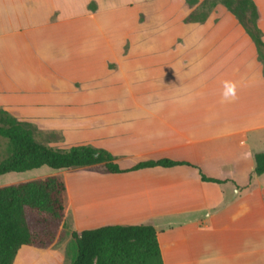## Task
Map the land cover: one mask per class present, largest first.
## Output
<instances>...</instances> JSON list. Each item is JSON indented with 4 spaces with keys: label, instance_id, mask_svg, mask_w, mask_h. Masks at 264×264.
I'll list each match as a JSON object with an SVG mask.
<instances>
[{
    "label": "crops",
    "instance_id": "obj_1",
    "mask_svg": "<svg viewBox=\"0 0 264 264\" xmlns=\"http://www.w3.org/2000/svg\"><path fill=\"white\" fill-rule=\"evenodd\" d=\"M124 2L143 4L114 7ZM184 4L0 0V108L61 138L50 145L103 149L122 170L190 164L84 174V212L67 185L76 230L152 224L164 264H264V68L225 7L186 24ZM53 246H24L14 264H53Z\"/></svg>",
    "mask_w": 264,
    "mask_h": 264
},
{
    "label": "trees",
    "instance_id": "obj_2",
    "mask_svg": "<svg viewBox=\"0 0 264 264\" xmlns=\"http://www.w3.org/2000/svg\"><path fill=\"white\" fill-rule=\"evenodd\" d=\"M185 2L191 9L199 0ZM219 5L225 7L245 29L264 68V34L259 27L261 15L254 0H204L184 22L204 24ZM35 131L33 124L0 108V138L7 141L6 156L0 158V177L43 167L58 172L88 170L117 174L190 165L162 159L141 162L122 170L116 158L103 149L91 145L69 149L52 147L39 142ZM255 163L254 174L261 176L264 174V152L255 155ZM202 180L221 183L203 174ZM67 207V184L55 175L0 187V264H14L24 246L45 250L54 245L66 226ZM71 238L77 247V257L71 264H164L157 230L152 224L105 225L74 230Z\"/></svg>",
    "mask_w": 264,
    "mask_h": 264
},
{
    "label": "rangeland",
    "instance_id": "obj_3",
    "mask_svg": "<svg viewBox=\"0 0 264 264\" xmlns=\"http://www.w3.org/2000/svg\"><path fill=\"white\" fill-rule=\"evenodd\" d=\"M202 1H204V0H199V3L197 5H195L196 7H193L191 9H189V5L186 4V2H185L184 7L182 6V8H179L178 10H179V12L182 10L186 11L190 15L193 11L194 12L197 11V7L202 3ZM142 4H143V2H135V3L124 2V3H118L114 7L116 9H125L128 7L131 8L132 6H135V5L137 6V5H142ZM151 4L154 5L155 2L151 1ZM157 4L160 5V2H157ZM153 7L156 8V6H153ZM89 9H93L94 10L93 12H96L98 10L96 2L95 3L93 2V4H90ZM178 14L179 13H175V15L179 16ZM141 15H140V22L141 23H147L148 22V15L147 14H143L142 16ZM197 15H198V17H201L200 13H197ZM195 18H196V16H195ZM110 20L113 24L118 23V19L116 21L115 17L110 18ZM119 38H120V36L118 37V39ZM11 115L18 118V119L21 118L19 116V114L12 113ZM35 130H36L35 131L36 138L39 142L45 143L49 146H52L50 144L53 142H56V141L58 142V140H57L58 137L55 136V134L54 135L48 134L43 130H39L38 128H36ZM52 147H57V146H52ZM6 150H7V141L0 138V158H3L4 156H6ZM87 173H91V171H88V170H68V171H59L58 172V171H52L48 167H43L41 169H37V170L25 172V173H11V174H7L5 176H2V177H0V187L6 186V185L22 183V182H27V181L32 180L33 178H35V180H36V179H43V178H46L48 176L55 175V176L62 178L67 183V185H69V187L71 188L73 200H75L77 209L79 210L78 212L80 213L83 211V210L80 211V208L83 206V204H79L78 197H80L79 196L80 193H84V191L86 192V189H85L86 188V182L85 183H83V182L85 181V175L84 174H87ZM77 176L82 177V178H79ZM74 185H75V187H74ZM69 202L70 201L68 198V203ZM71 211L72 210L70 208V203H69L67 218H66V226H65L60 238L57 240V242L51 248V251H53V252L50 255H54V257H52L54 260L53 264H71L77 257V247H76L75 242L71 238V232L76 230L74 228V221H73V216H72ZM44 253H50V252H44Z\"/></svg>",
    "mask_w": 264,
    "mask_h": 264
}]
</instances>
